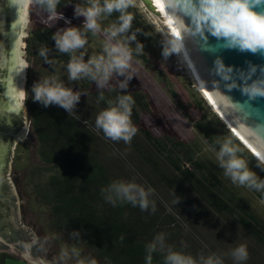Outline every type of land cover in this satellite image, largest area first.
<instances>
[{"label": "trees", "instance_id": "trees-1", "mask_svg": "<svg viewBox=\"0 0 264 264\" xmlns=\"http://www.w3.org/2000/svg\"><path fill=\"white\" fill-rule=\"evenodd\" d=\"M77 3L82 0H60L57 13L63 19L51 17L35 0L29 4L25 104L39 164L30 169L28 187L35 208L48 212L49 229L99 264H146V245L160 233L164 245L152 253L151 264H165L169 249L197 259L216 253L224 264H234L229 253L240 244L249 253L243 264H264V191L233 184L219 167L216 151L231 138L241 149L238 155L264 179L257 157L214 111L188 68L173 55L162 56L163 37L135 4L128 9L134 16L129 34L137 36L131 46L140 42L143 51L133 53L129 87L121 90L123 77L115 74L104 87L88 78L69 81L70 55L59 52L52 37L69 26L65 20L82 25L83 18L74 16ZM118 16L113 12L102 27ZM87 36L88 55L101 54L103 33ZM42 48L46 57L39 55ZM51 75L83 93L73 112L31 99L34 83ZM121 94L135 101L131 119L137 133L130 143L106 138L95 127L97 114ZM21 119L14 121L16 130ZM114 181L154 189V210L151 205L141 210L126 201L108 202L101 190ZM1 187V195H8L4 181ZM2 217L0 210V226ZM73 231L80 235H70ZM0 261L19 260L4 253Z\"/></svg>", "mask_w": 264, "mask_h": 264}, {"label": "clouds", "instance_id": "clouds-1", "mask_svg": "<svg viewBox=\"0 0 264 264\" xmlns=\"http://www.w3.org/2000/svg\"><path fill=\"white\" fill-rule=\"evenodd\" d=\"M31 2L32 0H21L24 7H28ZM59 2L60 0H35V3L51 17L59 16L60 19H63V14L57 13ZM258 4H264V0H184L183 12L191 17V23L186 26L183 19L176 18L178 30L174 34L175 38L169 40L167 46L162 48V56L168 58L172 54L181 53L184 45L181 42L180 32L191 31L201 35L207 31L218 39L222 38L225 48L252 53L264 50V13L254 11V7ZM131 6H133V0H82V3L75 4L74 16L83 18L82 25L73 26L70 21L65 20L69 26L57 30L52 37L55 48L61 53L70 55L66 65L69 81L88 78L98 87H104L115 74L123 77L120 82L121 90L129 87V81L134 77L130 71L133 53L139 54L143 51V44L140 42H136L134 48L131 46V42L137 41L135 32L131 31L129 34L134 19L133 14L128 12ZM113 12L119 13L117 22L102 27L101 21ZM88 33L93 36L103 33L105 39L102 42L101 54L88 55L85 48L88 44ZM39 55L46 57L47 49H40ZM86 55H88L87 60H85ZM26 68L28 65L18 58L17 62L12 65V70L17 73ZM212 71L226 82L225 88L229 91L239 88L242 94L253 100L257 97H264V68L260 69L261 76L252 80V76L257 72V66L250 65L247 73L243 71L239 73V79L243 81L239 84L233 76V67L226 66L219 57L214 60ZM249 80L251 83L248 82ZM25 93L26 86L25 92L23 90L16 91V97L20 103L14 105V108L24 107ZM31 93V99L34 102H39L44 107L54 104L63 108L67 113L75 110L83 94L65 86L64 82L56 75L38 80L32 86ZM217 95L227 98L223 93H217ZM109 103L108 108L97 114L95 127L102 131L106 138L130 143L137 133V127L131 119L134 98L129 94H121L117 96L115 102ZM227 127L229 128L228 125ZM234 135L237 137L235 133ZM238 139L257 157L259 161L257 166L264 167V153L256 151V149L252 151L240 138ZM240 151L241 149L231 138L225 139L216 151L219 167L224 170V175L230 178L233 184L245 186L258 192L264 191V179L248 167V162L238 155ZM101 191L104 193L105 199L113 205L117 201H126L133 206L138 205L141 210H147L150 205L153 210L155 208L154 202L150 200L154 189L145 188L136 182L114 181ZM70 235L79 236L80 234L73 231ZM164 241L165 236L160 233L146 245L148 253L145 257L146 264H151L152 253L157 250L158 246L162 247ZM229 254L234 264H243L249 256L245 244L232 248ZM72 259H75L76 264H98L95 258H82L81 253L75 248H72L71 251L63 249L56 264H67ZM165 264H224V260L216 253L207 256L201 255L197 259L192 255L169 249L165 256Z\"/></svg>", "mask_w": 264, "mask_h": 264}, {"label": "water", "instance_id": "water-1", "mask_svg": "<svg viewBox=\"0 0 264 264\" xmlns=\"http://www.w3.org/2000/svg\"><path fill=\"white\" fill-rule=\"evenodd\" d=\"M139 2L167 41L175 38L174 34L178 30L176 18L183 19L186 26L191 23V17L183 12L184 0H139ZM254 11L264 13V4L256 5ZM29 23V6L24 7L21 0H0V201L3 203L0 210L4 216L0 226V251L9 252L17 260L20 257L24 260L19 261L28 264H56L47 257L33 240L30 232L21 225L19 198L10 182V161L15 145L22 144L27 126L30 133L26 104L24 107L14 108V105L20 103L16 91L25 92L27 68L19 73L12 70L17 58L28 65L24 44L26 46ZM180 37L184 48L177 54L201 90L213 103L211 105L217 108L215 111L252 151L253 148L249 144L264 153V97L253 100L242 94L239 88L229 91L225 88L226 82L212 71L214 60L219 57L226 66L233 67V76L238 84L243 83L239 79V73L241 71L247 73L250 65H256L257 72L251 78L255 80L261 76L260 69L264 68V50L252 53L225 48L222 38L218 39L207 31L204 35L194 31L180 32ZM248 82L251 83V80ZM217 93H223L227 98H222ZM21 117V128L16 130L14 121ZM15 123L18 124V121ZM2 181L8 195H1Z\"/></svg>", "mask_w": 264, "mask_h": 264}, {"label": "rangeland", "instance_id": "rangeland-1", "mask_svg": "<svg viewBox=\"0 0 264 264\" xmlns=\"http://www.w3.org/2000/svg\"><path fill=\"white\" fill-rule=\"evenodd\" d=\"M133 4L140 7L144 12L147 13L150 22L155 26L156 30L161 34L164 39L165 45L167 46L168 41L160 32L156 24L153 22L151 16L148 14L144 6L139 2V0H133ZM28 31L30 29V23L27 25ZM26 42V41H25ZM25 50V44H24ZM23 50V51H24ZM26 51V50H25ZM178 62L182 64L186 69L187 67L182 62L180 56L172 54ZM26 58V56H25ZM188 71V70H187ZM189 77L190 72L188 71ZM193 78V77H192ZM194 80V79H193ZM201 90V89H200ZM26 132L22 138V144L17 143L13 150L12 158L10 161V182L12 189L18 195L20 202V222L32 235L33 240L38 244L42 251L47 255L48 258L52 259L55 263L58 260L59 254L63 249H68L71 251V247L68 241L56 233L53 229H49V215L45 209L41 207L35 208L36 202L33 199V193L31 188L28 187V176L30 174V169L39 164L36 151V142L31 133L28 132L29 126L26 128ZM33 147V148H31ZM8 254L14 257L7 251H0V256L2 254ZM81 254L82 258H87L86 254ZM19 260H24L18 257ZM6 264H28L23 261H10ZM67 264H76L75 259L69 260ZM99 264V263H98Z\"/></svg>", "mask_w": 264, "mask_h": 264}, {"label": "bare ground", "instance_id": "bare-ground-1", "mask_svg": "<svg viewBox=\"0 0 264 264\" xmlns=\"http://www.w3.org/2000/svg\"><path fill=\"white\" fill-rule=\"evenodd\" d=\"M28 37V36H27ZM202 93H204L203 91H202ZM205 94V93H204ZM206 96V95H205ZM206 98H207V100L209 101V102H211L209 99H208V97L206 96ZM210 104V103H209ZM211 104H213L212 102H211ZM214 109L216 108L214 105L212 106ZM217 109V108H216ZM218 111V110H217ZM219 112V111H218ZM223 116V115H222ZM224 117V116H223ZM225 118V117H224ZM225 121L226 122H228L227 120H226V118H225ZM228 124L239 134V132L228 122ZM244 140L248 143V141L244 138ZM249 144V143H248ZM250 146H251V148H253V149H255L254 147H253V145H251V144H249ZM257 151V150H256Z\"/></svg>", "mask_w": 264, "mask_h": 264}, {"label": "flooded vegetation", "instance_id": "flooded-vegetation-1", "mask_svg": "<svg viewBox=\"0 0 264 264\" xmlns=\"http://www.w3.org/2000/svg\"><path fill=\"white\" fill-rule=\"evenodd\" d=\"M31 148H33V147H31ZM12 192H13V191H12ZM3 217H4V216H3ZM16 260H17V259H16ZM0 264H2L1 261H0Z\"/></svg>", "mask_w": 264, "mask_h": 264}]
</instances>
